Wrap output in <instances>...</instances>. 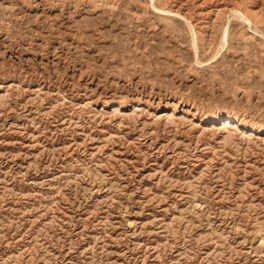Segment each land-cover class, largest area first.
I'll return each mask as SVG.
<instances>
[{
	"label": "rangeland",
	"instance_id": "rangeland-1",
	"mask_svg": "<svg viewBox=\"0 0 264 264\" xmlns=\"http://www.w3.org/2000/svg\"><path fill=\"white\" fill-rule=\"evenodd\" d=\"M263 58L264 0H0V264H264Z\"/></svg>",
	"mask_w": 264,
	"mask_h": 264
},
{
	"label": "bare ground",
	"instance_id": "bare-ground-1",
	"mask_svg": "<svg viewBox=\"0 0 264 264\" xmlns=\"http://www.w3.org/2000/svg\"><path fill=\"white\" fill-rule=\"evenodd\" d=\"M73 1V0H72ZM247 1V0H246ZM69 3V2H68ZM156 3V2H155ZM171 3V2H170ZM261 3V2H260ZM66 4V3H65ZM157 4V3H156ZM246 4V3H245ZM80 5V4H79ZM151 6V5H150ZM152 7V6H151ZM246 8H248V7H246ZM159 10V9H158ZM166 10V9H165ZM231 10V9H230ZM157 11V10H156ZM232 11H234V9L232 10ZM158 12V11H157ZM244 12V11H243ZM160 13V12H159ZM162 13V12H161ZM166 13V12H165ZM229 13V12H228ZM227 13V14H228ZM234 13V12H233ZM236 13V12H235ZM241 13V12H240ZM178 14V13H177ZM180 14V13H179ZM238 15V14H237ZM240 15V17H242L244 20H247V21H249L248 20V18L246 17V16H242L241 14H239ZM231 16V15H230ZM234 16V15H233ZM235 16H236V14H235ZM159 17V16H158ZM171 17V16H170ZM239 17V16H238ZM183 18V17H182ZM242 18H240V19H242ZM186 20V19H185ZM243 20V21H244ZM172 21V20H171ZM250 22V21H249ZM185 24H187L186 22H184ZM247 23V22H246ZM190 24V23H189ZM245 24V23H244ZM250 24V23H249ZM173 25H175L174 23H173ZM187 26V25H186ZM190 26V25H189ZM248 27H249V25H248ZM251 27V26H250ZM249 27V28H250ZM247 28V27H246ZM253 28V27H252ZM255 28V27H254ZM162 29V28H161ZM177 29V28H176ZM174 30V29H173ZM190 30H191V28H190ZM190 30H188V31H190ZM260 31V30H259ZM163 32V31H162ZM194 33V32H193ZM243 33V32H242ZM178 34V33H177ZM190 34H191V32H190ZM255 34V33H254ZM195 35V34H194ZM193 35V36H194ZM244 35V34H243ZM247 35V34H246ZM179 36V35H178ZM220 36V35H219ZM190 37H191V35H190ZM244 37V36H243ZM253 37V36H252ZM256 37V36H255ZM257 38V37H256ZM220 39V38H219ZM221 40V39H220ZM239 40V39H238ZM261 40V39H260ZM210 41V40H209ZM223 41H225V35H223ZM227 41V40H226ZM190 42V41H189ZM219 43V42H218ZM223 43V42H222ZM249 44H250V42H249ZM194 45V44H193ZM223 45H225V44H223ZM222 45V46H223ZM230 45V44H229ZM239 45V44H238ZM199 46V45H198ZM218 46V45H217ZM216 46V47H217ZM251 46V45H250ZM188 47V46H187ZM228 47V46H227ZM195 48V47H194ZM230 48V47H229ZM259 48H260V46H259ZM193 49V48H192ZM222 49V48H221ZM201 50V49H200ZM216 50V49H215ZM213 51V50H212ZM229 51V50H228ZM241 51H243V50H241ZM260 51V50H259ZM202 52V51H201ZM254 52V51H253ZM252 52V53H253ZM218 53H219V51H218ZM193 54H195V53H193ZM212 54V53H211ZM261 55V54H260ZM243 56V55H242ZM245 56V55H244ZM246 58V57H245ZM264 59V58H263ZM241 61V60H240ZM264 61V60H263ZM241 63V62H240ZM243 64V63H242ZM258 65V64H257ZM242 67V66H241ZM252 70V69H251ZM261 71V70H260ZM241 72H242V70H241ZM240 72V73H241ZM248 72V71H247ZM252 73V72H251ZM243 74V73H242ZM246 74V73H245ZM252 75V74H251ZM248 76V75H247ZM254 76V75H253ZM259 77V76H258ZM240 80V79H239ZM109 104V103H108ZM107 104V105H108ZM191 111V110H190ZM190 114V113H189ZM206 115V114H205ZM168 117V116H167ZM196 117V116H195ZM169 119V118H168ZM171 119V118H170ZM207 120V119H206ZM173 121V120H172ZM221 121H224L225 122V125H224V128L226 129V128H228V127H230V128H232V130L234 129V130H239V131H242V132H246L247 131V133L249 132L250 133V135H261V130H259V129H256V128H251V127H248V126H246V125H243V124H241L238 120H236L235 118H233V117H231V116H228V115H215L212 119H211V121L210 122H221ZM170 122V121H169ZM203 122V121H202ZM199 123V122H198ZM200 126V125H199ZM209 127V126H208ZM214 129V128H213ZM237 132V131H236ZM231 134V133H230ZM244 135V134H243ZM242 137V136H241ZM246 137V136H245ZM224 138V137H223ZM248 138V137H247ZM264 139V138H263Z\"/></svg>",
	"mask_w": 264,
	"mask_h": 264
}]
</instances>
